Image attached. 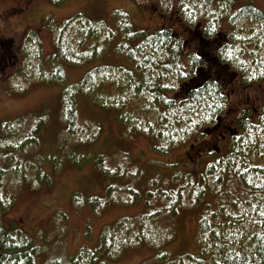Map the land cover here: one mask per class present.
Here are the masks:
<instances>
[{
    "label": "rangeland",
    "instance_id": "obj_1",
    "mask_svg": "<svg viewBox=\"0 0 264 264\" xmlns=\"http://www.w3.org/2000/svg\"><path fill=\"white\" fill-rule=\"evenodd\" d=\"M178 2L0 0V147L4 148L0 150V228L16 229L19 234L15 237L24 240V244H27L25 247L32 254L28 264H69V261L71 264H84L93 254L98 256L95 264L104 260L106 264H161L153 259L151 248L154 245L148 242V238H142L146 243L131 245L115 261L101 244L104 233L109 240H124L135 235L143 236L147 228L156 237V234L161 233L167 235L166 246H162L161 251L169 250L170 259L160 260L162 264H174L179 253L199 252L197 220L204 208L199 204L194 209L188 199V202L185 200L177 205L178 211L173 216L168 212L173 199L166 201L163 197L164 193L172 194L171 189L174 187L191 186L190 180L185 178L188 169L177 162L186 150L184 145L177 142L169 147L166 154L156 151L162 142L154 134L148 133L147 129L148 124L159 125L162 122L164 111L161 108L149 110V100L139 93L130 97L132 91L126 82L130 78L133 84L140 81L144 71L138 69L137 64L118 46L123 38L118 19L121 10L125 11L134 31L152 32L171 28L175 37L184 33L186 27L182 21H178L180 19L176 11ZM205 3L204 0H195L188 5L192 10L198 9L195 19H200V27L204 24L203 16L217 17L216 11L224 15L226 9L227 14L232 16L236 14L232 11L241 9L247 3H253L264 15V0H225L222 3L221 0H211L203 11ZM224 3L229 7L226 8ZM80 14L83 15L82 19L104 23L106 28L98 27L91 32L77 30L76 24L69 28L71 36L84 38L82 52L99 53L92 61L71 65L54 55L55 31L61 30L66 22ZM219 23L222 31L231 34L238 29L244 34L256 33L259 36L264 30V22L242 20L234 29L224 17L220 18ZM91 33L95 35L90 36ZM261 37L264 38V34ZM263 38L256 41H261L260 47L263 46ZM7 41L10 44L6 45ZM255 43L248 42V49L246 43H242L237 50L249 52ZM262 51L264 54V48ZM250 53L246 58L241 57L246 64L251 59ZM168 62L163 56L161 65ZM54 64L55 67L62 66L65 77L63 85L52 78ZM97 65L115 69V77L107 82H99L95 90L90 86L81 88L86 71ZM177 65L185 73L181 84L189 83L184 60L180 59ZM253 67L257 68L258 64L255 63ZM248 72L249 69L239 72L240 75L236 72L225 87L227 106L221 122L222 129L225 126L235 127L244 115H252L250 119L255 121L259 110L264 107V77L255 71V77L251 76L245 85L243 78ZM179 77H182L181 74ZM164 81L170 84V80ZM70 86H78L73 95L76 108L74 126L77 129L74 136L65 131L61 104V94ZM177 89L168 91L166 95L178 100ZM114 102L126 106H116ZM124 113L128 114L126 117L132 123H128L125 118L124 122L118 119ZM36 117L47 118L36 144L19 149L24 140L15 142L14 150H17L14 152V162L9 164L5 153L12 140L4 138V130L14 129L20 123L14 135L19 139H28L33 135L32 127L39 121L38 118L34 120ZM202 118L204 123H211L205 116ZM201 128L196 131L198 136L205 132ZM85 131L93 133L88 136ZM90 136L94 138L91 141ZM218 136L212 137L209 143L218 144ZM205 146L202 154L207 150ZM227 147L225 145L222 151ZM221 149L222 141L218 151ZM97 157L105 160L98 163ZM199 159V164L194 161L189 163L196 168L189 176L192 182L201 179L197 173L199 169L202 170V158ZM18 167L24 168L23 175H11L9 169ZM7 171L9 173L5 178ZM214 182L210 178L204 199L212 205L222 198L220 186ZM108 184L115 189L108 192ZM124 187L139 193V199L136 202L133 198L128 200L129 192H124ZM183 191L186 194L187 190ZM93 198L103 199L102 206L94 209L90 205ZM165 206L168 211L162 209V212L156 213ZM154 213L157 215L154 216ZM148 219L154 226L152 229Z\"/></svg>",
    "mask_w": 264,
    "mask_h": 264
},
{
    "label": "trees",
    "instance_id": "obj_2",
    "mask_svg": "<svg viewBox=\"0 0 264 264\" xmlns=\"http://www.w3.org/2000/svg\"><path fill=\"white\" fill-rule=\"evenodd\" d=\"M178 1L176 9L180 19L178 21H182V25L187 29H184V33L179 34L178 37L174 36L171 28H160L152 32L134 31L128 16L123 10L120 11L118 18L121 29H123V38L118 44L119 49L137 64L138 69L144 71V76L140 81L133 84V80L130 78L126 82L132 91L130 97L139 93L149 100L147 106L149 110L155 111V108H161L164 111L161 116L162 122L159 125L155 123L148 124L147 132L154 134L155 138L162 142L156 148V151L166 154L169 152V147L177 142L184 145L186 150L177 162L188 169L189 173L185 178L190 180L191 186L174 187L171 189V191L173 190L172 194L164 193L163 197L166 201L173 199L172 204L169 211L165 206L156 213L158 214L164 209L174 216L178 211L177 205L185 200L188 202V199L191 200L193 208L199 204L204 208V211H201L198 215L197 220L199 252L179 253L175 257L174 264H264V107L259 110L255 121L250 119L253 117L252 115H244L235 127L225 126L222 129L223 125L221 124L227 106V98L224 95L225 87L230 83L236 72L240 75L239 72H245L246 69H249V72L243 78L245 85L248 84L247 80L251 76L255 77V71L261 73L264 77V54L262 51L264 38L261 37L264 30L259 36L256 33L244 34L238 29L231 34L222 31L219 23L220 18L224 17L227 19L229 26L234 29L235 25L242 20L263 23L264 15L253 3H247L241 9L232 11L231 13H236L232 16L227 14V9L224 15L216 11L217 17L214 15L203 16L202 19L205 25L203 24L202 28L198 26L200 19H195L198 9L192 10L188 7L195 0ZM210 1L204 0L206 3H210ZM223 1L225 0H221V3ZM206 3L202 6L203 11L208 5ZM225 5L226 8L229 7L227 4ZM82 18L83 15L80 14L71 21L66 22L61 30L55 31L56 52L54 55L71 65H80L92 61L99 53L97 51L82 52L81 46L84 38L78 39L79 37L71 36L68 32L69 28L74 24L77 25L75 26L77 30L79 29L81 32H91L98 27L106 28L104 23ZM82 24L84 28H82ZM92 34L94 33H91L90 36ZM250 36L252 38H249ZM260 38H263L262 47L259 46L261 41L256 42ZM250 41L256 42L251 51L237 50L242 43H246L245 46L248 49V46H250L248 42L250 43ZM8 44L10 42L7 41L6 45ZM12 47L13 45L10 46V48ZM249 53L251 59L247 60L248 64H246L245 61L241 60V57L245 56L246 58ZM183 54H186V56ZM163 56L166 57V60H169L168 64L161 65ZM180 59L184 60L186 72L189 74V83L185 85L181 84L180 81L185 77V73L177 65ZM255 63L258 64L257 68L253 67ZM53 71L52 78L63 85L65 77L62 66L55 67L54 64ZM115 72L113 68L97 65L86 71L80 86H82L81 88L90 86L93 88L92 90H95V85L99 82L112 80L115 77ZM180 74L182 77H179ZM165 79L170 80V84H166ZM48 80L51 81V79ZM118 82L120 83L119 77ZM177 84L179 85L178 89ZM61 87L63 88V86ZM176 89L178 100H174L176 97L170 98L166 95L168 91L171 92ZM77 90L78 86L74 88L70 86L61 94L62 115L66 123L65 131L71 133L72 136L77 133L74 126L76 124V108L73 100L74 92ZM113 105L126 106L119 102H114ZM127 115L124 113L122 118L118 119L124 122L123 119L125 118L128 121ZM200 115L208 118L211 123L208 124L207 121L206 125ZM37 118H34V120ZM199 120L200 122H198ZM46 123L47 118L41 117L37 124L32 127L34 129L33 135L28 139L15 137L14 133L19 129L20 123L14 129L4 130L6 135L4 138L12 140L7 145L5 153L9 164L14 162V152L17 150H14V143L24 140L19 149L36 144L38 134L43 130ZM128 123H132V121H128ZM201 127L205 132L198 136L196 131L200 130ZM85 132L88 136L93 133ZM80 134L81 130L79 129L78 135ZM195 134L196 137H193ZM217 135H219L218 144L209 143V140ZM93 139L90 136V141ZM186 141L189 142L186 144ZM199 141L200 144H198ZM221 141L222 149L219 152ZM166 145H168V148H166ZM203 145L207 147L204 154H202ZM225 145H228V147L223 152ZM1 149L4 148L0 147ZM199 158H202L200 163L202 170L199 169L197 173H199L201 179L192 182V178H189V176L194 173L196 168L189 165V163L194 161L199 164ZM206 158L209 160L207 161ZM104 160L103 157H97L98 163H102ZM173 166H175V163ZM23 167L14 170L9 169V171L11 175L14 173L23 175ZM9 171L5 172V178ZM102 172L104 173L105 170ZM105 173L114 174L110 171ZM210 178L214 179L216 182L214 184L220 186L219 193L222 197L218 201L216 198L215 201L217 202L213 205L204 201L209 187L207 183H209ZM170 180L172 182V179ZM225 181H227V185L223 184ZM108 185V192L115 189L111 184ZM124 188V192H129L127 195L128 200L133 198V201L136 202L139 199V193L128 187ZM183 190H187L185 191L186 194ZM160 197L162 196L160 195ZM124 199L127 200V198ZM102 201L101 198H93L90 205L97 209L102 206ZM156 213H154V216L157 215ZM149 223L152 225L151 219ZM142 226L146 227L145 224H142ZM153 227L152 225L151 229ZM18 234L15 228L13 230L11 228H0V264H28V261L32 258V254L25 247L27 244H24V240L15 237ZM150 235L151 233L148 232L147 228V230L144 229L143 236L135 235V238L126 237L124 240L117 238L118 241L117 239L113 241L107 239V235L104 233L101 244L106 251L112 254V259L115 261L117 256L124 253L123 251L131 245L137 246L140 243H146L142 238H148V242L154 245V247L151 246L153 259L161 264L162 261L160 260L169 261L170 255L168 253L170 251L166 249L164 252L161 251L162 246H166L167 241L165 239L167 235L164 233L156 234L157 237ZM115 251H118V253H115ZM96 259H98V256L95 257L93 254L87 261H84V264H95ZM97 264H106V262L104 260Z\"/></svg>",
    "mask_w": 264,
    "mask_h": 264
},
{
    "label": "flooded vegetation",
    "instance_id": "obj_3",
    "mask_svg": "<svg viewBox=\"0 0 264 264\" xmlns=\"http://www.w3.org/2000/svg\"><path fill=\"white\" fill-rule=\"evenodd\" d=\"M72 259V258H71Z\"/></svg>",
    "mask_w": 264,
    "mask_h": 264
}]
</instances>
